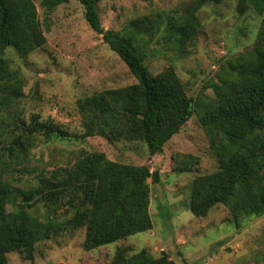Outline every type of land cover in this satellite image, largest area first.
Masks as SVG:
<instances>
[{
    "label": "trees",
    "instance_id": "16d2710c",
    "mask_svg": "<svg viewBox=\"0 0 264 264\" xmlns=\"http://www.w3.org/2000/svg\"><path fill=\"white\" fill-rule=\"evenodd\" d=\"M70 1L42 0L46 16L41 22L33 0H0V264H9L7 256L14 252L32 260L39 244L81 229L83 247L92 251L153 227L148 181L160 183L159 172L113 162L104 153L82 152L71 167L41 171L34 181L25 180L29 172L24 166L39 142L72 138L143 142L151 156H158L195 114L210 140L218 170L194 179L188 209L197 218L206 217L218 205L235 211L236 222L242 216L262 217L264 19L253 49L227 61L224 75L211 86L213 96L192 98L175 70L151 73L148 48L162 35L165 43L185 53L201 29L197 12L218 0H198L179 17L140 18L118 32L104 28L98 8L102 0H79L90 29L119 56L137 83L80 99L82 134L78 136L37 115L24 118L19 105L25 98V79L8 58L9 49L21 59L41 50L47 43L44 24ZM238 3L242 15L252 9L264 17V0ZM183 164L181 170L190 171ZM19 170L17 183L22 187L10 180ZM40 206L49 213L46 220L36 218ZM110 264L177 263L144 250Z\"/></svg>",
    "mask_w": 264,
    "mask_h": 264
},
{
    "label": "rangeland",
    "instance_id": "374dc122",
    "mask_svg": "<svg viewBox=\"0 0 264 264\" xmlns=\"http://www.w3.org/2000/svg\"><path fill=\"white\" fill-rule=\"evenodd\" d=\"M33 1L44 22L42 0ZM197 1L102 0L98 8L104 28L118 32L140 18L162 15L165 20L187 14ZM239 6L238 0L206 3L197 12L199 35L185 53L165 43L162 35L154 38L148 48V69L153 75L173 69L190 97H212L211 86L224 75L227 61L253 49L264 19L252 9L242 15ZM44 31L46 45L27 58L21 59L9 49L8 58L26 83L19 111L24 118L37 115L80 136L82 118L77 102L104 90L134 85L137 79L90 29L79 0L52 13ZM82 152L104 153L113 162L159 172L160 183L148 181L152 229L92 251L84 249L85 230L81 229L39 244L32 260L23 253H9V264H110L125 254L129 257L144 250L155 258L166 255L177 264L264 263V215L258 219L242 216L243 220L236 222L235 211L222 205L203 218L188 209L194 179L218 170L210 140L196 114L158 156H151L143 142L110 144L104 138L39 142L24 166L29 172L25 180L34 181L41 171L71 167ZM188 156L195 161L185 159ZM183 162L190 171L181 170ZM20 178L19 170L10 180L22 187L17 183ZM60 214L66 215L65 211ZM35 215L46 220L49 213L40 206Z\"/></svg>",
    "mask_w": 264,
    "mask_h": 264
}]
</instances>
